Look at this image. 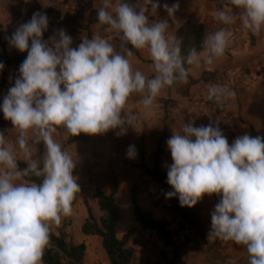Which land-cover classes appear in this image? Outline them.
I'll return each mask as SVG.
<instances>
[{"label": "clouds", "instance_id": "9594fccd", "mask_svg": "<svg viewBox=\"0 0 264 264\" xmlns=\"http://www.w3.org/2000/svg\"><path fill=\"white\" fill-rule=\"evenodd\" d=\"M149 4L155 14L160 5L152 0ZM233 7L239 10L244 29L253 34L264 30V0H228L216 18L234 23ZM163 8L174 18L179 3H165ZM146 11V7L137 11L126 0H103L97 27L107 26L105 31L119 37V52L108 40L100 36L89 40L86 34L78 47H70L72 38L64 29L43 41L48 17L39 12L9 38L10 46L27 50V56L0 105L5 120L18 133L12 142L0 132V264H43L53 226L72 214L80 192L78 177L73 175L76 161L54 139L57 129L63 128L68 138L116 128L120 129L117 136L125 134L123 126L132 121L123 113L130 96L139 93L141 103L151 106L166 86L187 83L186 64L211 65L224 56L233 35L224 28L207 33L202 51L193 47L185 57L182 40L166 35L168 20L150 23ZM128 45L147 50L155 73L152 78L133 71ZM206 98L235 99V92L212 85ZM41 142L45 151L36 159ZM167 146L173 161L167 183L173 191L166 198L178 196L182 207H192L204 195H220L207 239L243 245L249 264H264V137L244 134L230 145L217 124L194 127L189 122L180 132L173 131ZM135 153L130 145L127 156L133 158ZM20 159L26 164L23 169Z\"/></svg>", "mask_w": 264, "mask_h": 264}, {"label": "crops", "instance_id": "0c3cea01", "mask_svg": "<svg viewBox=\"0 0 264 264\" xmlns=\"http://www.w3.org/2000/svg\"><path fill=\"white\" fill-rule=\"evenodd\" d=\"M36 1L39 5L37 12L41 14H44L43 11L48 7L57 8L62 12L71 10L79 4V0ZM126 2L134 5L137 11H139L140 7H146L147 11L145 14L148 16L149 22L167 19L169 29L166 35H175L182 40L181 50L182 55L185 57L189 49L195 47V35L199 29L205 32L204 37L207 33L215 32L221 28L230 30L233 35L224 56L215 58L211 65L205 64L203 61L199 66L185 65L189 69L187 81L188 79L198 78L202 71L213 72L214 75L211 80L188 84L185 93H181V90L184 89L186 83L175 82L173 85L163 88L151 106L143 105L141 103V94L134 93L129 97L123 110L125 116L130 115L132 117L131 125L125 124L123 126L126 130L125 134L117 136V132L120 131L119 128L111 129L106 134L112 132V136L116 135L119 141L129 140L131 144L139 143L144 153H150L159 140L160 129L164 122L166 130L161 140L162 158L168 161L171 159V154H168L170 150L167 146V140L172 136L173 131L180 132L183 124H188L189 122H192L194 127L206 126L210 122L223 125L222 127H224L225 120L228 117L230 124L224 129L229 136L228 142L231 141V143L237 137L248 134L250 127L255 132L262 133L260 118L264 112V30L259 34H253L250 30L244 29L238 16L239 10L234 7L232 10L236 14L235 22L232 24L220 22L215 14L223 8L228 0H152L153 3L160 5L155 10V14H153L149 0H126ZM10 3V0H0V24L2 26L9 21ZM90 3L91 7L98 11L103 5V0H90ZM113 3H115V0H113ZM165 3L169 6L179 3V9L175 12L174 18L168 17L167 12L163 8ZM87 14L88 12L85 11L83 16L86 17ZM50 15L48 18H50ZM97 23L98 21L93 22L86 29L80 30L78 38L82 34H86L91 40L93 36L101 37L103 33L108 32L105 31L107 26L97 27ZM60 29L66 31V28H58L55 25L48 24L45 31L50 39L51 33L55 35ZM67 35L69 34L67 33ZM69 36L72 38L70 47H78L75 38L71 35ZM128 48L131 49V45H128ZM131 50L132 55L128 59L131 62L133 71L139 70L146 77L152 78L155 73L147 50ZM197 51H202V46ZM221 72L225 73L227 79L226 87L235 92V99H221L220 101L213 99L212 103L206 102L207 89L213 85V79ZM15 73L16 68L13 64L4 67L2 74L4 84L3 88L0 89V105H2L9 88L14 86ZM197 103L201 104L200 112L197 116L192 117L190 112ZM61 133L65 134L64 132ZM17 134V130L12 128V126L5 131V136L12 142H15ZM11 135L16 137L10 139L9 136ZM60 136L59 140L58 137L55 140L62 145L66 135ZM91 137L92 135H88V139L84 142L73 141L64 145L67 146V152L76 161L73 175L78 177L77 182L80 185V192L76 194V203L80 205L82 198H85L91 209H94L97 208L96 202L92 197L94 188L98 187L105 193L109 192L111 173L122 168L125 152H117L111 146L112 139L109 136L105 137L104 133L101 135L97 134L95 141ZM36 147L37 153L34 154V158L39 159V152L43 155L42 152L45 149L42 142ZM166 154L167 156H164ZM17 155L18 157L22 155L18 149ZM136 158L137 155L135 153V156L131 159L135 160ZM19 161L23 162L22 159ZM118 192L117 190L114 198H116ZM219 201L220 195H204L196 203L200 216L211 221V213ZM167 204L170 205V203ZM119 221L115 228L117 237H121L126 232L125 228L124 230H119ZM81 222L82 219L79 220L74 230V238L76 239L74 242H80L85 238L92 240L95 244L98 241L100 242L98 236L91 237V235H84L80 232ZM130 224L134 227L137 223L132 221ZM207 235L208 232L205 236V243L202 244L203 247H199L197 244L190 245L188 242L182 250L176 248L175 251L179 262L175 261L173 264H249L246 248L233 241L215 239L216 247L213 245L209 249H205L204 246L207 243L214 241L208 240ZM151 240L157 245L161 244L155 235L151 237ZM84 242L86 247V239ZM195 249L196 251H194ZM100 250H102L101 254H105L102 247ZM135 255L141 257L138 264H153L147 262L146 253L139 251L135 252ZM133 257L130 264H135L136 260Z\"/></svg>", "mask_w": 264, "mask_h": 264}, {"label": "trees", "instance_id": "16d2710c", "mask_svg": "<svg viewBox=\"0 0 264 264\" xmlns=\"http://www.w3.org/2000/svg\"><path fill=\"white\" fill-rule=\"evenodd\" d=\"M9 6V21L2 26L0 24V63L4 64V67L9 64H13L16 68L14 78L19 76V66L26 59L27 50L20 52L9 44V38L17 27L23 23L30 21L34 13L39 10V5L36 0H10ZM87 11L86 17L83 13ZM43 13L48 17V24L55 25L58 28H66L69 35L75 38L76 43L79 45L81 39L78 38V33L82 29H86L89 24L97 21V10L91 7L90 0H79L77 7L71 10L59 11L57 8L48 7ZM205 32L199 29L195 35L196 45L195 48L199 49L202 46L203 37ZM90 40V38L87 36ZM43 41H49L47 32L44 31L41 37ZM30 43V42H29ZM3 70H0V89L3 88ZM214 73L210 71H202L200 76L196 79H188L184 85V89L181 93H185V89L188 84L198 81H209L213 78ZM206 102L212 103L213 100ZM260 123L262 127V133L255 132L251 127L248 135L264 137V112L261 114ZM12 124L9 120H5L3 112H0V132H4L11 127ZM64 132L63 128L58 129ZM166 124L163 122L160 129V137L155 145L154 149L149 153L151 159V167H147L144 164V151L140 145H134L136 149V155L138 158L137 163H133L140 168L144 174H146L153 182L158 184V188L166 187L167 192L173 191L171 186L167 183V172L172 164V158L165 167L160 165V159L163 154L161 146L162 137L165 135ZM88 139V135L81 133L79 136L66 137L63 141L64 144L71 143L73 141L84 142ZM19 167L23 169L26 164L18 162ZM32 180L40 182L39 178L32 177ZM117 190V183L112 176L111 185L108 193L103 192L100 188L95 187L92 196L95 199L97 209L101 212L98 217H95L89 205L85 200L83 204L85 207V217L80 225V232L84 235H96L100 238V245L105 252L108 264H130L133 257L134 250L127 245L128 235L122 234L121 237L115 235V227L119 219V209L114 201V195ZM221 199V196H220ZM171 205L169 209L172 213L176 214L179 218L177 224L178 230H193L196 236L201 237L208 223L204 222V219L200 216L197 205L192 207L181 206L178 196L169 198ZM129 203L131 205V213L133 220L142 229H148L153 231L155 236L161 241L163 246H173L174 241L171 231L167 228L168 222L166 218H153L150 211L143 209L136 201L134 192L131 190L129 195ZM85 245L83 242L73 243L66 239L63 232L58 234L51 233L50 243L46 247L43 255V264H82V258L84 255ZM162 260L170 263L175 257L174 251L171 252L170 259H166L164 250H160Z\"/></svg>", "mask_w": 264, "mask_h": 264}, {"label": "rangeland", "instance_id": "374dc122", "mask_svg": "<svg viewBox=\"0 0 264 264\" xmlns=\"http://www.w3.org/2000/svg\"><path fill=\"white\" fill-rule=\"evenodd\" d=\"M54 34L51 33V37H53ZM221 131L223 132L224 136L229 138L227 132L225 131L223 125H218ZM18 135V134H17ZM16 135V136H17ZM60 135H65L61 133L57 129V132L54 134V139L58 137V140L61 138ZM101 135V134H100ZM113 133L106 134L104 133V136H109L110 139H112L111 146L115 148L117 152L124 153L125 152V159H123V166L120 170H116L114 173H111V177L114 176L117 183V190L118 195H116V198H114L115 204L117 205L119 209V230H126L125 233L128 235V241L127 245H129L131 248H133V258L136 260L134 263L138 264V261L141 259L140 256H136L135 252L142 251L143 253H146V260L148 263L153 264H173L175 261H178V256L176 255V248L179 250H182L183 247L189 242L190 245L197 244L199 247H203L202 244L205 243V236L206 233L210 231L211 229V221L204 219V222L208 223V228L205 229L203 236L198 237L194 233L193 230H178L177 224L179 223V218L176 214L172 213L169 209V204L171 205V201L169 198H166L165 194L167 193L166 187L158 188V184L153 182L146 174L142 172L140 168L135 166L133 163L138 162V158L135 160H132L127 156V149L130 145H140L139 143L131 144L129 140H117V136H112ZM16 136H9L10 139H13ZM92 140L95 141L96 135H92ZM231 139V138H230ZM231 145V141L228 142ZM62 149L65 151L67 150V146L62 144ZM44 153V152H42ZM171 154L170 152L168 153ZM42 154L39 152V158ZM164 156H167L164 155ZM170 161L163 160L161 157L160 159V165L162 167H165L167 163ZM144 164L147 167H151V159L149 158V153H144ZM116 190V191H117ZM134 192V196L136 198L137 203L145 210L150 211L153 218H166L168 225L167 228L172 233L174 244L173 246H163L162 243L160 245L155 244L153 240H151V237L155 235L153 231H150L148 229H142L136 224V226L132 227L130 223H132L133 216L131 213V205L129 203V195L130 191ZM83 192H85L83 190ZM93 197V196H92ZM94 199V197H93ZM83 200L87 202L85 198H82L80 205L76 203V197L73 202V211L70 216L63 217L61 219V224L59 226H53L52 232L53 234H58L59 232H63L66 236L67 240H70L71 242L75 243L76 239L74 238V230L79 222L80 219H84L85 217V207L83 204ZM95 201V199H94ZM89 205V203L87 202ZM90 209L91 206L89 205ZM92 214L95 217H98L101 212L97 209H91ZM117 221V222H118ZM82 223V222H81ZM117 225V224H116ZM138 227V228H137ZM116 228V227H115ZM96 235H91V237H94ZM86 239L87 246L84 250V255L82 258V264H108L107 258L105 254H101L102 250H100V242L98 241L97 244L93 243L92 240ZM85 239L80 241L83 242L85 245ZM144 240V241H143ZM161 242V241H160ZM78 243V242H77ZM207 243V242H206ZM216 241L214 240L212 243H207L206 246H204L205 249H209L210 246H215ZM216 247V246H215ZM164 250L166 254V259H170L171 252L174 251L175 257L172 262L168 263L166 260L161 259L160 250ZM196 251V249L194 250ZM219 255V252H218Z\"/></svg>", "mask_w": 264, "mask_h": 264}, {"label": "built area", "instance_id": "2783aa9c", "mask_svg": "<svg viewBox=\"0 0 264 264\" xmlns=\"http://www.w3.org/2000/svg\"><path fill=\"white\" fill-rule=\"evenodd\" d=\"M101 38H104V39L108 40L110 43H112L113 46L115 47L116 51H119L121 49L119 37L116 34H114L112 32H105L102 34ZM213 85H219V86H225V87L227 86V79H226L224 72H221L215 76V78L213 79ZM200 109H201V104H199V103L195 104V106L192 108V110L190 112V115L192 117L197 116V114L200 112ZM224 124H225L224 128H226L230 124L228 117L225 120Z\"/></svg>", "mask_w": 264, "mask_h": 264}]
</instances>
